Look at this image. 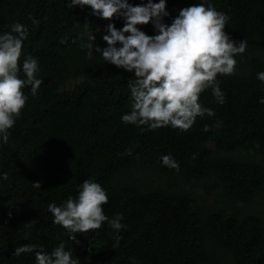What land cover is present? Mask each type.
<instances>
[{
  "label": "trees",
  "instance_id": "obj_1",
  "mask_svg": "<svg viewBox=\"0 0 264 264\" xmlns=\"http://www.w3.org/2000/svg\"><path fill=\"white\" fill-rule=\"evenodd\" d=\"M201 2L225 14V32L247 47L232 75H217L224 102L204 90L198 102L214 115L182 132L122 122L134 73L96 48L123 18H98L71 0H0V34L14 23L28 30L20 78L32 57L42 81L35 96L22 89L26 105L6 144L0 136V264H36V251L61 243L77 264H264V0H166L163 22ZM137 27L156 34L152 23ZM165 155L179 170L163 165ZM85 180L106 191L103 212L122 217L119 232L106 221L71 240L53 223L49 205L77 198ZM25 244L35 251L14 256Z\"/></svg>",
  "mask_w": 264,
  "mask_h": 264
},
{
  "label": "clouds",
  "instance_id": "obj_2",
  "mask_svg": "<svg viewBox=\"0 0 264 264\" xmlns=\"http://www.w3.org/2000/svg\"><path fill=\"white\" fill-rule=\"evenodd\" d=\"M77 6L89 7L92 15L98 18L124 20L122 29L109 23L107 34L102 37L108 46L103 50L96 48L97 52L102 51L105 61L134 73V79L128 83L131 110L122 115L123 123L147 126L149 130L170 126L188 131L198 116L214 115L198 102L204 90L212 88L216 100L221 104L224 102V94L216 83L217 75L234 73V56L243 54L247 44L243 40L237 44L229 37L224 30L228 17L211 4L206 6L201 2L181 9L170 25L163 22L169 15L166 0L158 3L147 0L146 4L136 6L128 0H71L69 7ZM33 23L39 22L33 20ZM149 23L153 24L155 35H148L137 27ZM27 35V28L20 23L12 24L9 32L0 34V136L5 144L9 130L26 105L27 96L22 89L31 86V94L35 96L42 83L35 76L39 70L38 62L32 57L22 64L26 79L19 76L23 41ZM118 43L122 46L117 47ZM257 78L264 82V72L258 73ZM162 163L179 170L170 155L163 156ZM7 178L6 173L2 175V179ZM33 186L41 188L39 182ZM107 203L108 196L101 185L85 180L77 198L69 197L61 206L50 204L48 211L54 217L53 223L66 229L70 233L69 239L75 240L76 234L100 229L106 221L119 232L123 227L119 222L122 217L109 220L102 207ZM34 251L35 246L25 244L15 248L14 256ZM35 262L77 264L63 243L51 254L36 251Z\"/></svg>",
  "mask_w": 264,
  "mask_h": 264
}]
</instances>
